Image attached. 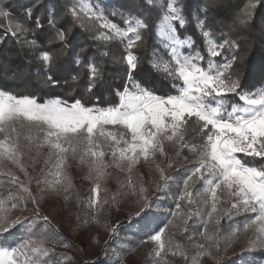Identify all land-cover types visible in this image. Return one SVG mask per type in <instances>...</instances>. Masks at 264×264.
<instances>
[{"label":"snow or ice","instance_id":"1","mask_svg":"<svg viewBox=\"0 0 264 264\" xmlns=\"http://www.w3.org/2000/svg\"><path fill=\"white\" fill-rule=\"evenodd\" d=\"M149 3H154L160 10L154 31L168 57L165 59L154 51L149 63L154 71L163 73L164 78L170 81L172 91L158 94L136 76L140 58L131 50L143 39V32L149 29V23L141 15L129 13L126 26L122 28L111 22L101 9L94 8L90 0H74L70 8L74 19H80L79 8V12L90 21H98L99 27L107 30L97 38L126 41L124 54L118 59L114 58V62L124 68L123 85L114 90L117 101L101 106L99 103L86 104L82 98L69 102L61 97H52L40 102L36 95H16L0 90V162L9 161L25 171L21 156L34 147L37 150L35 155L39 157V150L47 148L48 151L43 153L44 163L51 167L44 177L37 180V184L43 182L53 191L67 192L69 185L65 168L68 154L71 153L81 162L87 158L89 171L95 176V186L91 189L94 195L89 198L88 204L100 212L103 205L108 203L107 200H99V181L105 177L107 168L114 166L126 169L131 174L143 160L154 165L159 179L164 181L162 186L157 184V188L168 189L169 181L174 178L165 175V170L156 163L157 158L166 157L167 167L170 168L183 149L187 148L195 154V166L183 178L182 187L177 185L179 190L174 196L177 201L175 209H180L178 201L188 199L192 203L196 198L210 208V211L199 212L204 242L196 243L199 251L197 255L189 257L180 244L163 238L165 229L173 224V220L168 219L163 226L158 225L146 232L147 238L155 244L152 250L153 256L158 258L155 264H167L164 255L169 253L183 257L186 264H199L200 257H209L214 264H220V257L214 255V251H227V247L239 238L238 234L247 232L249 228L253 229L254 238L250 237L241 251H250L254 246L264 249V87L246 88L242 84V74L236 66L241 57L236 54L225 57L223 62L214 59L221 56L226 46L235 53L240 48L236 40L215 41L211 29L206 28V19L194 15L207 51L206 59L201 50L194 47L193 36L185 35L182 38L178 34L177 25L182 29L188 23L179 0H168L167 3L164 0H149ZM213 3L214 0H210L209 6ZM209 6L200 9L205 17ZM258 6L259 0H247L233 24L247 28ZM35 7L33 4L24 9L28 20L32 19ZM112 14L116 15L115 12ZM48 24L55 30L54 36L48 38V45L58 43L59 50H46L35 39H28V33L43 28L39 16H36L33 28L13 19L10 8L4 0H0V27L5 34L16 37L18 42L34 51L36 58L42 62L44 85L54 88L60 85L62 79L66 85L69 84V79L56 76L53 70L57 59L55 53H62L68 47L67 38L71 28H57L54 14L49 15ZM261 31L264 33V29ZM185 48L188 51H184ZM107 54L103 53L105 56ZM74 62L77 67L83 65L86 73L84 90L92 93L104 78L102 67L95 60L85 62L79 55ZM80 78L79 72L70 74L71 82H77ZM108 126H112V130ZM117 126L125 131L116 130ZM165 142L178 145L172 157L167 156ZM105 147L112 157L111 163L105 160ZM247 157L252 160L246 161L244 158ZM0 175L11 177L9 183L17 184L20 189L8 193L10 200H16L11 208L6 206L5 199L0 198V264H67L71 261L72 257L67 255L53 256V249L47 246L59 243L69 247L59 230L51 226L49 216L42 214L40 201L13 173L0 171ZM196 177H199L202 185L194 195L189 191V182ZM127 187L136 196L128 219L140 218L137 223L141 230H145L148 226L140 222L151 215L155 203L144 195L146 189L143 186L137 191L131 179ZM218 190L228 197L237 198L230 209L223 213L229 221L245 213L255 214L247 216L242 226L232 228L230 225L227 237L218 227L211 231L208 228V221L212 220L214 213H218L221 199ZM29 200L33 205L32 217L12 215V210L17 208L22 212L27 211ZM170 215L176 217L178 212L171 211ZM205 216L206 220L203 219ZM221 218L217 216L215 225L220 224ZM92 219L98 222L96 216ZM38 220L44 223L37 230ZM183 223L187 224L188 221L184 220ZM17 226L24 229L23 233L15 242L8 243L5 234ZM105 227L110 233H116L119 225L106 223ZM222 239L227 242L220 249ZM103 251L107 256V249ZM134 251V247L128 248L129 254ZM120 264H123L122 259Z\"/></svg>","mask_w":264,"mask_h":264},{"label":"rangeland","instance_id":"2","mask_svg":"<svg viewBox=\"0 0 264 264\" xmlns=\"http://www.w3.org/2000/svg\"><path fill=\"white\" fill-rule=\"evenodd\" d=\"M67 2L70 10L74 0H67ZM90 2L94 8L101 9L111 22L116 23L122 28L126 26L125 20L129 13L141 15L149 23V28L157 39L159 47L155 51H158L159 55L165 59L168 58L161 39L158 38L154 31V24L158 22L160 16V10L154 3L150 4L149 0H90ZM164 2L167 3L168 0H164ZM179 3L183 6L184 15L188 19L187 25L192 24L196 27V21L193 19L194 15L199 16L201 19L210 17H205L204 13L200 11L203 8L200 3L186 2L185 0H179ZM77 12L80 17H85L89 20L83 13L79 12V8H77ZM113 12L116 15H113ZM92 21L99 27L98 21ZM185 27L181 29L177 25L178 34L182 38L188 35L184 31ZM206 28H209L207 23ZM99 29L100 33L107 31L100 27ZM211 31L214 40L217 42L229 39L223 29H211ZM199 34L202 37L200 31ZM98 39L106 40L103 38ZM194 47L199 48L196 44ZM184 51H188V49L185 48ZM204 51V56L207 59L205 47ZM232 55L233 52L226 46L222 50L221 56L214 59L217 62H223L225 57L230 58ZM108 127L112 130V126ZM116 130L125 131L119 128V126H117ZM164 147L167 156L172 157L178 145L172 142H165ZM36 151L33 147L31 151H26L21 156V163L25 171H21L20 167L9 161L0 162V171L13 173L14 176L18 177L19 182L30 189L31 193L32 189L35 188L36 194L33 196L40 201L42 214L49 216L51 226L59 230L63 241L69 245V247H63L59 243L56 245L48 244L47 246L53 249V256L67 255L72 257V260L68 261L67 264H120L121 259L123 260V264H132L133 261H135V264H155V260L158 259L152 254L155 244L147 238L146 232L158 225L163 226L167 223L168 219H172L173 224L165 229L163 238L165 240L171 239L174 243L180 244L189 257L197 255L199 250L195 244L204 242L202 235L203 225L201 224L199 212L201 210L210 211V208H207L199 198H196L192 203H189L188 199L178 201L180 209L177 210L175 209V202L177 201L174 200L175 193L179 190L177 185L182 187L183 178L195 166V159L192 156H186L181 152L170 168L167 167L168 160L166 157L157 158L156 163L165 170V175L174 178L169 181L170 187L168 189L157 188V184L162 186L164 181L159 179V173L155 170V166L143 160L135 166L131 174L126 169L110 166L106 169L105 177L99 181V200L101 202L107 200L108 203L103 205L100 212H97L95 208L90 207L88 204L89 198L94 195L91 189L95 186V176L89 171L87 158H85L84 162H81L78 158H73L71 153H69L65 168L67 173L66 182L69 185L68 190L67 192L62 190L53 191L46 183L37 184V180L46 175L51 165L44 163L43 153L48 151L47 148L39 150L41 153L39 157L35 155ZM104 151L106 152L105 160L111 163L112 157L108 148L105 147ZM238 155L242 156V154ZM185 156L187 157L186 160L184 159ZM10 179L11 177L8 175H0V182H2L0 183V198L7 201L6 206L9 208H11V204L15 203L16 200H10L8 193L20 191L17 184L9 183ZM129 179H131L133 187L137 191L140 186H143L146 189L144 195L155 203V207L151 210V215L146 220L140 222L148 226L145 230H141L140 224L137 223V220L140 218L133 217L131 221L128 219L129 212L135 206L136 200V196L132 194V189L127 187ZM201 185L202 181L199 177H196L193 181L189 182V191L195 195L196 190L201 189ZM4 191H6V194L2 195ZM21 194L23 195V193ZM218 195L221 197L218 203V213H214L212 220L208 221V228L211 231L218 227L220 232L227 237L230 234L228 231L230 225L232 228L242 226L247 216H254L255 214L245 213L240 216H234L229 221L223 216V213L230 209L231 203L237 198L228 197L223 191L219 190ZM65 196H67V200ZM41 197H43L42 200ZM31 209L32 207L22 212L17 208L12 210V215L32 217L34 213ZM171 211H177L178 215L172 217L170 215ZM93 216L97 217L98 222L93 221ZM217 216L222 217L218 226L215 225ZM203 219L206 220L207 217L205 216ZM184 220H187L188 223L184 224ZM43 223L42 220H38L37 230ZM106 223L119 225L117 232L110 233L105 227ZM222 223H225V229L222 227ZM141 232L142 234H140ZM194 232L201 234L194 235ZM9 234L6 233L5 235ZM189 236H192V238L189 239ZM238 236L239 238L235 239L227 247V251H214V255L220 257V264H227L228 260L233 256L239 257L237 264H241V261H243V264H261L264 261V249L254 246L250 251H241V249L247 246L249 238H254L253 229L249 228L247 232L241 231ZM18 237L10 236L9 239L12 242L8 239V243L15 242ZM142 240L144 242H141ZM226 242L225 239L220 241V249L225 247ZM129 247L135 248V251L131 254L128 253ZM105 248L107 249V256H105L103 251ZM164 260L167 261V264H186L183 257L172 256L170 253L164 255ZM199 264H214V262L209 257H200Z\"/></svg>","mask_w":264,"mask_h":264},{"label":"trees","instance_id":"3","mask_svg":"<svg viewBox=\"0 0 264 264\" xmlns=\"http://www.w3.org/2000/svg\"><path fill=\"white\" fill-rule=\"evenodd\" d=\"M185 1L200 3L203 8L210 4V0ZM4 2L13 13V19L32 25L33 28L36 16L40 17L43 28L34 29L33 32L28 33V39H35L46 50H59L60 48L58 43L48 45V38L54 36L55 31L48 24L50 14H54L57 18V28H71L67 38L68 47L64 48L62 53L59 51L55 53L57 59L53 70L56 76L69 79V84L66 85L62 79L60 85L54 88L46 87L43 83L42 62L36 58L34 51L18 42L16 37L5 34L3 28L0 27V90L16 95H36L40 102L52 97H61L69 102L74 98H82L86 104L99 103L101 106L117 101L114 90L123 85L124 68L121 64L114 62V58L118 59L124 54V42L116 38L98 39L101 31L97 24L85 17H80L79 20L74 19L68 8L67 0H4ZM246 2L247 0H214V3L209 6L207 16L210 17L206 18V21L210 29H223L229 40H236L239 43L240 48L233 54L241 57L236 66L241 71L242 84L246 88L264 87V33L261 31L264 29V0H259L254 19L247 28H244L238 23L234 25L233 21L236 20ZM33 4L36 5L33 9V17L28 20L24 9ZM81 21L83 26H81ZM184 31L193 36L195 44L205 55L203 39L198 29L189 24ZM158 47L157 39L149 28L143 32V39L137 42L131 51L140 58L136 72L137 78L153 87L158 94H165L172 91L170 81L164 78L163 73L154 71L149 63L153 52ZM105 52L108 53L106 56L103 55ZM77 55L85 62L95 60L102 67L104 78L97 83L92 93H86L84 90L86 73L83 65L80 67L75 65ZM77 72L80 73V80L71 82L70 74ZM182 153L196 159L195 154L190 153L187 148L183 149ZM244 159L252 160L250 157ZM5 192H2V195H5ZM35 194L36 191L33 188L32 195ZM26 207H33L31 200L27 202ZM222 227L226 228L225 223H222ZM22 231L23 229L17 226L9 235H5L7 242L10 236H20ZM9 241L12 242L11 239ZM238 258L237 256L231 257L227 264H237Z\"/></svg>","mask_w":264,"mask_h":264}]
</instances>
